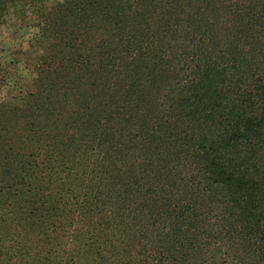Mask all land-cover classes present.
Listing matches in <instances>:
<instances>
[{"label":"trees","instance_id":"16d2710c","mask_svg":"<svg viewBox=\"0 0 264 264\" xmlns=\"http://www.w3.org/2000/svg\"><path fill=\"white\" fill-rule=\"evenodd\" d=\"M67 1L55 15L46 16L59 45H52L56 54L44 64L57 62L62 74L68 54L83 56L77 49L81 36L91 38L82 30L87 17L123 19L118 42L96 55L100 68L90 65L87 55L83 76H74L101 77L92 86V102L79 112L99 160L89 167L85 160L69 164L73 152L68 147L58 152L46 144L39 147L43 126L37 125V113L18 116V134L17 128H6L10 118H4L0 195L36 193L21 198L16 210L23 224L17 225V235L3 233L14 241L6 247L17 246V257L33 251L50 260V250L28 240L51 214L52 220L61 214L62 202L42 198L38 184L62 178L80 186L87 181L93 190L79 194L87 199L133 196L150 213L129 241L127 236L113 246L116 252L108 254L102 244L100 252H87L94 254L95 264H264V0L228 2L231 23L220 24L218 31L201 17L203 8L185 9L177 0H136V11L126 0L114 14L108 5L117 0ZM16 2L21 0H0V19ZM232 8L247 10V18ZM114 62L122 70L112 67ZM52 76L43 70L37 92L26 96L50 97L57 81ZM26 96L20 95L17 103ZM31 127L37 128L34 136L28 134ZM17 136L27 151H9ZM28 143H36L34 151H28ZM55 166L61 169L47 172ZM76 166L83 167L79 180L69 178ZM122 201L127 203L126 198ZM60 225L53 221L36 231L56 233ZM94 234L99 242L102 233ZM125 248H136L137 257L114 256ZM21 258L17 263L29 261Z\"/></svg>","mask_w":264,"mask_h":264},{"label":"rangeland","instance_id":"374dc122","mask_svg":"<svg viewBox=\"0 0 264 264\" xmlns=\"http://www.w3.org/2000/svg\"><path fill=\"white\" fill-rule=\"evenodd\" d=\"M125 1L117 0L109 4L108 12L114 14L118 7L124 8ZM234 1L236 0H177V3L184 4L185 9H188V6L197 9L198 7L203 8L204 13L201 17L206 21L209 19L208 22L218 31L220 24L231 23V21H228L231 15L227 3H233ZM67 2V0H21V2L9 5L0 19V152L3 149L1 144L3 142L1 126L3 119L9 117V124L6 128H9V131L17 128L18 134L20 133L19 123L21 122L18 116L27 118L32 113H37V125L43 126L39 147L46 144L56 152L67 150L68 147L69 151L73 152L69 157V164L85 160V165L89 167L90 165H96L93 162L99 160L98 156H95V152L99 149L95 150L94 145H92L93 142H87L86 134L89 133V129L85 130L88 126L81 125L82 117L79 112L80 109L84 110L88 102H92L91 98H93L94 90L92 86L101 83V77L98 76L97 79L85 75V78L82 79L81 77L74 78V76L76 72L81 73L82 68L85 67L84 56L90 55V65L95 64L98 62L96 58L98 53L118 42L115 37L119 27L123 24V19L112 20L105 18V15L87 17V20H84L82 30L89 32L91 38L88 40L85 36H81L77 49L79 54L83 56L73 52L68 54L67 67L62 74L57 62L44 64L51 53L56 54L55 49H52V45L56 42L57 48L59 45V37L56 31L46 25V16L49 14L55 15L58 6ZM131 4L132 10H138L136 0H131ZM232 9L234 12L237 11L235 8ZM139 11L144 14L146 10L140 7ZM240 12L242 11L236 12L238 16L242 17L244 15L247 18V10L243 11L242 14ZM125 15H128L127 8ZM185 16L187 17V12ZM145 19L149 21L147 15ZM89 25H93L90 30ZM43 34H45L44 37ZM56 50L59 51V49ZM111 66L117 70H122L115 65V62ZM94 67L100 68L99 64H95ZM43 70L53 73L52 78L57 79L55 87L49 93V95L51 94L50 97L40 100L37 96L27 97V94L37 92L36 80L41 76ZM81 76H83V73H81ZM20 95L26 96L28 103L26 101L17 103L16 99L20 98ZM30 100H33V102L30 103ZM7 102L11 106L3 105V103L6 105ZM37 104H39L40 110L37 109ZM74 121L79 124L74 126L72 124ZM29 129L31 130L28 131V134L34 136L37 128L31 127ZM19 142H21V139L17 136V145L12 144L9 146V151H13L16 147L17 152L27 151L24 148V143L20 145ZM34 144L36 146V143H28L30 146L28 151H34ZM2 157L1 153L0 165L3 164ZM30 161L36 163L35 158H31ZM54 168L49 169L47 172L56 173L61 169L58 166ZM82 169L83 167L76 166L69 174V178L79 180L78 176L80 174L78 172ZM59 177L62 176L59 175ZM38 186L41 188L39 195L42 198L52 197L62 202L61 214L56 216L54 220H52L51 216L53 214H51L43 227H36L35 232L30 233V239L28 240L38 245L43 244L46 250H50L51 255L48 256L50 260L46 257L43 258L46 256L44 253L39 256L33 255V251L30 255L22 258L17 257V246L16 248H7L10 246V242L13 243L14 241L12 239L8 241L3 237V233L8 230L17 235L19 229L17 225L23 224V221L17 216L16 210L19 207L18 204L21 198L36 194H27L26 192L25 195H22L19 193L16 197L8 193L5 196L0 195V218L5 220L4 222L0 221V236L3 238V240H0V263L2 264H19L17 258L29 260L25 264H95L93 262L96 259L94 254L87 252H100L101 249H97L100 244H102V248L107 249L108 254L109 252H116L113 246L127 240V236L134 231L142 229L141 226L145 224L144 221L150 216L147 207H142L143 203L134 200L137 198L133 196L119 197L111 194L102 200L87 199L80 196L81 190H93L87 184V181L80 186L71 182H63L61 178L59 180L54 179L51 184L44 181ZM1 187L2 184H0ZM51 191L58 192V194L54 195ZM142 193H147L146 189H143ZM142 197L145 198V195ZM123 198L127 200L125 205L122 204ZM53 221L61 222L56 233L48 231L46 235L36 231ZM95 231L102 233L99 242H96ZM120 233L126 234L120 235ZM54 237H56L55 240ZM7 238H11V236ZM129 239L130 236L128 241ZM89 246H92L91 250H89ZM25 250L27 248L23 247L22 251ZM35 251L37 252L36 249ZM137 253L136 248L133 250L125 248L124 253H117L118 255L115 254L114 256L121 260L126 256L130 258L137 257Z\"/></svg>","mask_w":264,"mask_h":264}]
</instances>
